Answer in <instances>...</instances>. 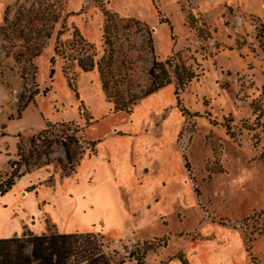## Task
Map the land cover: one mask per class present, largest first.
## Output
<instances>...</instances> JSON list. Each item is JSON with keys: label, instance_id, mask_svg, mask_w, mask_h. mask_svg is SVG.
<instances>
[{"label": "rangeland", "instance_id": "1", "mask_svg": "<svg viewBox=\"0 0 264 264\" xmlns=\"http://www.w3.org/2000/svg\"><path fill=\"white\" fill-rule=\"evenodd\" d=\"M241 2L0 0V195L11 177L16 183L49 172L10 194L8 212L35 222L30 214L46 197L37 189L51 196L56 178L77 171L64 168L57 144L49 158L30 157L34 136L50 124L72 123L68 134L76 130L87 158L96 154L91 142L112 130L133 140L130 157L136 167L144 163L143 179L167 175L155 183L150 204L161 207L150 224L131 219L118 229L116 198L102 188L66 199L55 193L41 211L49 203L53 214L56 206L65 212L71 203L75 219L64 223L97 235L116 264L183 262L198 247L229 248L234 241L246 264H264V27ZM106 12L115 15L109 23ZM91 60L95 68L84 72L79 62ZM154 60L184 65L194 78L179 86L170 73L168 86L146 95ZM101 72L111 92L135 102L131 112L114 111ZM138 183L134 192L120 190L128 213L144 201ZM37 220L45 234H66L51 214Z\"/></svg>", "mask_w": 264, "mask_h": 264}, {"label": "crops", "instance_id": "2", "mask_svg": "<svg viewBox=\"0 0 264 264\" xmlns=\"http://www.w3.org/2000/svg\"><path fill=\"white\" fill-rule=\"evenodd\" d=\"M242 8L251 14L256 15L261 20L262 25L264 26V0H241ZM127 127V126H126ZM95 151L96 154L93 157L83 158L80 165L77 168L74 177H65L61 179L60 177L56 178V185L54 186L55 190L51 193V196L48 195L50 192L48 189H37L38 193L41 194V191L45 193L46 197L38 198L36 202L37 205L34 207V211L31 212L30 217L36 218L35 222H29L24 216H18V214L8 212V206L5 204L4 200L15 191H20L28 185H33L39 182L40 179H45L49 177V172L46 169H39L33 173L27 174L21 179L17 180L12 188L5 193L0 195L1 209H0V239H7L13 237L23 236L25 232L32 233L34 235H43L47 232L46 226L37 220L39 216L44 215L45 213L51 214L54 220V223H60L65 229V233H78L76 229V224L64 223L65 219L67 222H70V219H75L73 213L71 212V203L67 206L65 212L61 211L60 206L58 212L53 214L51 212V205L48 203L44 206V210H40V205L43 202L50 200L53 202L54 194H58V198H65L68 194L74 196V191L83 193L85 190L92 189H108L115 196V201L117 204L118 210V219L119 224L122 226L129 220H135L150 224V218H155L152 214H155V210L160 208L159 203L153 205L150 204L152 198L154 197L152 193L158 192L155 183L167 175H162L160 177L154 176L150 178L145 176L144 179L141 177V165L144 163L138 164L136 167L133 165V160L130 157L131 152L133 151L134 142L129 137H118L112 135L111 132L106 135L104 138L98 139L96 141ZM142 193L144 195V201L140 203L139 206H135L137 209V215L135 216L134 210H131V213H128L127 207L124 205L121 196L120 190L126 192H134L137 188L136 182H139ZM153 183V184H152ZM30 194L28 193V197ZM27 197V198H28ZM158 205V206H157ZM139 208V209H138ZM140 209H144L141 214ZM2 210L5 213L2 219ZM56 215V217H55ZM56 219H55V218ZM103 220V219H102ZM72 225V226H71ZM80 233V232H79ZM226 239H229L230 236L226 235ZM217 246V245H216ZM236 241L232 243V246L229 248L224 247H215L212 249L203 247H198L193 251L192 254H187L188 262L187 264H246V252L241 253V250L236 249ZM187 253V252H186ZM165 264H182L179 260L168 261Z\"/></svg>", "mask_w": 264, "mask_h": 264}, {"label": "trees", "instance_id": "3", "mask_svg": "<svg viewBox=\"0 0 264 264\" xmlns=\"http://www.w3.org/2000/svg\"><path fill=\"white\" fill-rule=\"evenodd\" d=\"M106 21L115 17L109 12L105 13ZM264 27V26H262ZM108 31V24L105 27ZM152 53H154L153 41L149 40ZM79 66L84 72L92 71L95 68L93 60L89 62L80 61ZM167 66L173 69L169 72ZM170 73H173L179 86H183L194 78V73L184 65L172 66L169 62L163 63L154 60L149 71L151 86L146 95L156 93L171 83ZM103 90L108 99L113 100L115 112H131L133 103H125L118 96L110 91V82L101 72ZM72 123L50 124L45 130L31 139L30 157L39 161L41 154L47 158L51 154L50 149L57 144L63 147L65 152V166L70 172H75L84 158L86 149L82 147L80 140L76 137V130L68 134ZM96 142H91L92 151H95ZM45 147V151L41 149ZM19 155L22 161L28 162L29 155H22V147L18 146ZM38 164V162L36 163ZM69 173L66 174V177ZM13 177L6 185L1 195L7 193L14 185ZM31 247V254L26 249ZM130 258H133L132 254ZM0 264H116L112 256L105 253L103 243L94 233H69V234H43L31 235L29 237H13L0 239ZM182 264H187L185 261Z\"/></svg>", "mask_w": 264, "mask_h": 264}]
</instances>
